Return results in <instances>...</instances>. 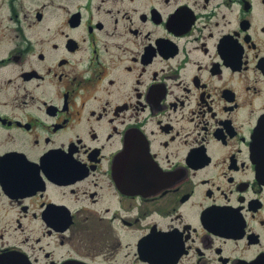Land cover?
<instances>
[{"label":"flooded vegetation","instance_id":"1","mask_svg":"<svg viewBox=\"0 0 264 264\" xmlns=\"http://www.w3.org/2000/svg\"><path fill=\"white\" fill-rule=\"evenodd\" d=\"M264 0H0V264H264Z\"/></svg>","mask_w":264,"mask_h":264},{"label":"water","instance_id":"2","mask_svg":"<svg viewBox=\"0 0 264 264\" xmlns=\"http://www.w3.org/2000/svg\"><path fill=\"white\" fill-rule=\"evenodd\" d=\"M262 144H264V141L262 142Z\"/></svg>","mask_w":264,"mask_h":264}]
</instances>
